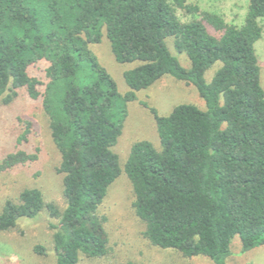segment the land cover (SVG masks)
<instances>
[{
  "label": "trees",
  "instance_id": "16d2710c",
  "mask_svg": "<svg viewBox=\"0 0 264 264\" xmlns=\"http://www.w3.org/2000/svg\"><path fill=\"white\" fill-rule=\"evenodd\" d=\"M263 22L264 0H247L238 24L188 0H0V102L10 103L19 90L41 99L65 199L60 212L39 190H24L18 203L5 202L0 231L46 210L57 221L50 224L55 264L105 256L106 219L97 212L122 173L112 148L125 103L170 77L193 86L206 110L179 105L159 116L149 108L159 147L135 143L123 167L144 237L212 264H226L236 236L242 253L263 246L264 90L255 50ZM103 34L116 63L135 65L123 73L124 97L89 49ZM167 39L189 60L188 69ZM41 62L49 64L44 85L28 72ZM34 252L45 255L43 247Z\"/></svg>",
  "mask_w": 264,
  "mask_h": 264
},
{
  "label": "rangeland",
  "instance_id": "374dc122",
  "mask_svg": "<svg viewBox=\"0 0 264 264\" xmlns=\"http://www.w3.org/2000/svg\"><path fill=\"white\" fill-rule=\"evenodd\" d=\"M201 12L215 13L226 23H241L246 11L247 0H188ZM263 36L256 44L260 86L264 90V22ZM166 45L183 68L190 67L184 54H178L173 41ZM89 49L106 69L116 84L120 97L129 92L123 73L135 65L116 63L109 42L103 34L99 44ZM47 62L29 69V75L47 83ZM216 67V66H215ZM215 68L208 70L204 80L209 83ZM44 87H39L43 92ZM145 105L147 107H145ZM179 105H194L205 111L203 100L193 86H186L170 77H165L147 90L135 93V100L125 103L126 118L122 133L112 152L117 155L122 173L108 188L107 195L97 215L105 218L104 228L108 236L107 254L98 259L80 257L78 264H212L205 257L186 258L174 250H161L152 246L144 237L145 224L137 218L133 209V188L123 172L132 146L140 141H149L156 148L159 140L153 115H168ZM124 106V103H123ZM27 124H30L28 127ZM21 136L25 139L20 140ZM33 158V159H32ZM60 154L56 149L49 129V121L42 109L41 99L32 100L24 90L10 103L0 102V214L6 201L19 202L22 191L39 190L46 204L54 205L60 212L65 209L63 176L57 172ZM50 224H57L44 210L33 220H21L7 232L0 231V264H55ZM43 247L45 255H37L34 248ZM226 264H264V245L242 253L240 239L236 236L230 245Z\"/></svg>",
  "mask_w": 264,
  "mask_h": 264
}]
</instances>
